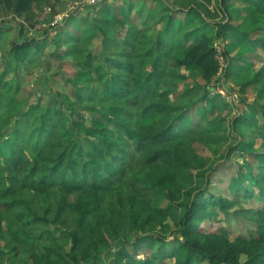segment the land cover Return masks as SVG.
Wrapping results in <instances>:
<instances>
[{
    "label": "trees",
    "instance_id": "16d2710c",
    "mask_svg": "<svg viewBox=\"0 0 264 264\" xmlns=\"http://www.w3.org/2000/svg\"><path fill=\"white\" fill-rule=\"evenodd\" d=\"M217 1L219 11L225 12L230 0ZM243 2L264 21V0ZM102 3L86 4L90 12L96 11L95 18L73 22L76 32H58L57 36H69L62 46L66 50L52 57H70L85 72L97 74L109 103L93 109L99 108L105 114L103 120L114 128L91 129L86 137L95 140H89L91 146L85 150L76 138L67 137L69 116L62 108L40 110L36 104L28 111H17L12 105L7 108V116L0 117V155L4 159L0 164V264L21 262L25 257L31 264H103L99 251L109 250L114 240L126 244L134 231L152 237L142 248L134 244L136 257L147 252L146 257L137 261L123 248L116 253V264H158L153 256L155 244L173 264H264V209L242 205V201L253 199L257 189L263 201L264 173H253L246 164L250 184L233 191L232 200L209 194L207 186L201 192L197 187L186 189L182 181L184 174L199 168L200 158L192 148L197 142V126L179 129L185 114L175 113L169 85L177 76L168 69L171 63L195 68L206 82H212L221 69L213 37L207 32L197 35L184 57L178 58L163 39L154 40L147 30L131 27L125 38L104 45L116 47L115 54L90 49L89 38L96 32L107 37L113 29L112 21L102 18L107 13ZM41 6L55 9L56 2L0 0V10L11 11L29 26L37 22L35 11ZM84 23L89 29L82 32ZM217 25L221 29L217 37H222L224 25ZM21 30L28 31L24 25ZM174 30L170 20L167 34ZM261 39L264 45V37ZM44 43H12L13 58L25 65L26 73L29 64L39 59L36 52L46 48ZM223 56L229 61L226 53ZM6 63L7 69L0 74V109L6 100L15 102L8 96L11 85L6 78L12 69L11 63ZM92 99L90 96L88 101L93 103ZM255 113L264 120V105ZM242 178L236 183L241 184ZM175 191L184 193L187 202H178ZM164 201L170 203L169 208H185L175 223L173 235L178 237L171 242L154 234L160 219L168 216L169 208H161ZM213 209L246 219L256 225V231L229 239L216 231ZM206 220L211 223L209 230ZM24 230L41 243L43 252H36L33 244L22 239Z\"/></svg>",
    "mask_w": 264,
    "mask_h": 264
},
{
    "label": "rangeland",
    "instance_id": "374dc122",
    "mask_svg": "<svg viewBox=\"0 0 264 264\" xmlns=\"http://www.w3.org/2000/svg\"><path fill=\"white\" fill-rule=\"evenodd\" d=\"M87 1L55 0L54 10L57 14H63L65 21L63 25L51 31L35 30L37 29L35 22L34 26L30 27L23 18L14 16L11 11L0 10V32L3 34L0 41V74L5 72L6 62L9 61L12 70L6 78L11 85V94L8 96L9 99L13 97L15 100L13 104L6 100L8 106L6 104L1 107L0 117L7 116V108L11 105L17 111H28L33 104L40 110L62 108L69 116L71 131L67 137L76 138L85 150H89L91 146L89 140H95L93 137L89 139L86 137L89 136L91 129L114 128L103 120L105 114L99 108L93 109L109 103L103 95L105 85L97 74L85 72L70 57L64 56L59 60L53 58L52 54L57 52L64 54L66 50L62 46L69 36L61 34L58 37V32L66 30L76 32L77 29L71 26L73 22L79 23L81 18H90L89 20L95 18L96 11L93 9L89 11ZM101 2L107 7V13L103 14L102 18L110 19L113 29L107 37L96 32L94 38H89L90 49H104L110 55L115 54L116 47L104 48V45L107 42L122 40L131 27L147 30L154 40L157 37L163 39L169 43L173 54L178 58L184 57L197 35L207 32L213 37V45L217 48L221 64L220 72L215 79L206 82L201 72L195 68L179 67L171 63L168 71L177 77L172 78L169 91L176 108L175 113L185 114V121L179 123V129L184 130L190 124L197 126L195 134L197 142L192 148L200 158L199 168L183 175L185 188L197 187L201 192L207 186L209 194L232 200L233 191L250 184L251 178L246 164L251 166L253 173H264V159L260 160V156H264V134L259 133L260 130H264V120L261 115L255 113L256 109L260 110L264 105V45L259 42L264 37L262 30L264 21L249 9L243 0H230L225 6V12L219 11L217 0H101ZM43 9L44 6H41L35 11L37 18L43 14ZM170 20L174 21L175 30L168 35L167 27ZM24 23L30 30H21ZM218 23L224 25L222 37H217V31L221 30L218 25L216 26ZM86 29L89 27L84 23L80 31ZM34 40L44 41L46 48L43 52H36L35 57L39 59L29 64L26 73L25 65L13 58L12 43L16 41L22 44L24 41ZM224 53L229 56V61L223 56ZM110 71L115 70L110 68ZM16 87L20 88L19 91ZM93 90L98 92V95H95ZM90 96H93V103H90L91 100L88 101ZM82 98L85 100H81ZM16 119L17 117L13 118L12 122L15 123ZM3 160L0 155V164ZM211 168L215 171H211ZM240 176H243L241 184L236 183ZM175 193L178 202H187L184 193L176 191ZM260 197V190H254L253 199L242 201L243 207L264 209V196L263 201ZM205 198L208 199L209 196ZM169 204L168 201H164L161 208L166 210ZM184 211V207L169 208L166 211L168 216L160 219L154 234L168 239L169 242L173 241L178 237L173 235L177 230L175 223L184 215ZM212 213L214 221L217 222L216 231L225 234L229 239L248 237L250 233L256 231V225L246 219L223 214L218 209H213ZM205 224L209 230L210 221L206 220ZM21 237L33 244L36 252H43L41 243L29 232L22 231ZM128 237L126 244H117V240H114L111 241L112 247L109 250L99 251V259L103 264H116V253L123 248L137 261L146 257L147 252H142L141 256L136 257L134 244L139 243L142 248L152 242V237L149 238L138 231L132 232ZM66 245L67 248L71 246L69 243ZM159 250V244H155L156 253L153 256L157 258L158 264L174 263L173 259H166ZM4 264L31 262L25 257L21 262L6 260Z\"/></svg>",
    "mask_w": 264,
    "mask_h": 264
},
{
    "label": "built area",
    "instance_id": "2783aa9c",
    "mask_svg": "<svg viewBox=\"0 0 264 264\" xmlns=\"http://www.w3.org/2000/svg\"><path fill=\"white\" fill-rule=\"evenodd\" d=\"M101 0H88L86 4L97 5ZM65 21V16L60 13H56L51 7H46L43 14L38 18L35 27L40 31H51L57 29L59 26L63 25ZM63 23V24H62ZM24 27L30 30V27L24 23Z\"/></svg>",
    "mask_w": 264,
    "mask_h": 264
},
{
    "label": "crops",
    "instance_id": "0c3cea01",
    "mask_svg": "<svg viewBox=\"0 0 264 264\" xmlns=\"http://www.w3.org/2000/svg\"><path fill=\"white\" fill-rule=\"evenodd\" d=\"M0 30H1V27H0ZM7 31H8V30H7ZM7 31H6V32H7ZM7 33H8V32H7ZM2 38H3V34H2Z\"/></svg>",
    "mask_w": 264,
    "mask_h": 264
}]
</instances>
